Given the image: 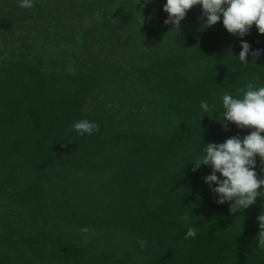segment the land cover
Returning a JSON list of instances; mask_svg holds the SVG:
<instances>
[{
    "label": "trees",
    "instance_id": "trees-1",
    "mask_svg": "<svg viewBox=\"0 0 264 264\" xmlns=\"http://www.w3.org/2000/svg\"><path fill=\"white\" fill-rule=\"evenodd\" d=\"M164 3L0 0V264H264V195L230 212L191 164L253 130L217 120L224 93L264 86V55L240 62L199 5L165 24ZM243 39L264 50L255 25Z\"/></svg>",
    "mask_w": 264,
    "mask_h": 264
},
{
    "label": "clouds",
    "instance_id": "clouds-1",
    "mask_svg": "<svg viewBox=\"0 0 264 264\" xmlns=\"http://www.w3.org/2000/svg\"><path fill=\"white\" fill-rule=\"evenodd\" d=\"M150 2L145 0V4ZM18 3L20 8L30 9L34 0H18ZM196 5L201 7L205 26L221 22L229 34L241 38L240 62L247 64L246 57L249 55L257 59L264 55V50H253L243 39L253 25L258 34L264 35V0H165L163 11L167 13V18L164 23H171L179 29L187 11ZM221 101L222 111L219 115L222 118L217 121H226L241 130H253L243 138L237 135L227 138L223 143L204 145L201 154L191 164L194 172L202 165L210 167L211 172L202 178L203 183L214 194L217 205L227 202L229 211L236 213L237 210L242 212L248 209L258 196L264 195V168H261V175L257 173L258 166L264 165V135H261L264 133V86L256 87L249 83L246 88L239 89L236 95L224 93ZM199 107L202 113L212 112L214 108L203 100ZM222 127L227 129V124ZM72 130L79 136L92 135L98 126L83 119L75 122ZM257 221L260 229L258 246L264 247V212L257 217ZM195 235L194 229L189 228L185 239ZM138 244L143 249L146 241L140 240Z\"/></svg>",
    "mask_w": 264,
    "mask_h": 264
}]
</instances>
